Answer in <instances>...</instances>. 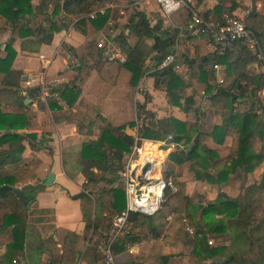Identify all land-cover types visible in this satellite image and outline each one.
<instances>
[{
	"label": "trees",
	"instance_id": "obj_1",
	"mask_svg": "<svg viewBox=\"0 0 264 264\" xmlns=\"http://www.w3.org/2000/svg\"><path fill=\"white\" fill-rule=\"evenodd\" d=\"M33 1L0 0V31L10 32L4 49L0 45V188L15 189L25 175L20 165L26 145L31 150L46 149L53 154L46 145L47 140L39 139L34 133H25L36 124V115L28 109L26 99L37 96L39 88H23L21 73L12 69L17 57L14 48L17 40H21L22 51L34 52L43 45H51L54 35L68 30L74 21L75 30L82 34H86L89 26L96 31L111 32L117 27L109 26L114 18L113 10L106 8L116 0H40L36 6ZM194 1L195 7L200 8L207 0ZM217 1L218 5L205 12L202 18L208 21L212 17L214 24L221 27L226 18L236 17L234 12L248 7L251 0ZM101 8H106L104 14L98 13L93 20L89 18ZM186 17L187 22L192 19L191 8L186 11ZM243 21L264 50V15L257 11L255 4ZM124 27L129 34L121 32L117 42L125 62L103 67L100 79L103 88H98V81L93 87L99 90L103 101L104 94L108 96L107 93L116 91L123 103L121 123L111 116L104 118L102 108L80 112L74 119L79 133L91 137L83 143L80 153L72 157L75 172H65L71 178L81 173L85 179L81 193L71 198L81 202L86 236L80 246V238L70 236L72 249H65L66 252L59 256L52 251L50 264H76L77 255L83 253V247L89 242L90 232L93 238L89 247L93 249L95 261H104L103 249L113 237V221L126 207L122 175L125 160L137 139L166 144L170 153L163 164V175L171 181V187L165 191L156 215L135 213L130 216L123 233L114 240L115 256L126 252L129 246L151 239L161 242V264H168L176 256L173 252L176 246L185 249L196 264H217L215 260H228L226 264H264V181L246 188L244 202L220 193L215 201L203 203L185 194L186 184L179 180L180 169L187 166L195 181L223 187L239 172L252 175L264 163V98L259 96L264 92L262 62L242 43H235L224 51L215 48L213 54L205 57H191L183 49L177 53L176 46L184 47V40L193 37L183 34L184 31L165 28L161 19L150 21L141 11L136 10ZM202 35L213 45L211 34ZM130 36L137 38L135 45L129 43ZM63 51L79 58L72 47L64 45ZM176 53L174 63L161 68L166 57ZM86 55L93 60L92 64L87 58H80L73 67L78 72L77 78L58 90L59 100L69 109L80 102L86 81L102 59L101 50L93 42L87 44ZM182 63L193 72L196 88L189 86L176 71ZM215 65L225 70L223 85L214 82ZM147 74L154 80L155 90L165 93L171 107L193 114L194 120L182 121L173 116L158 118L147 109L148 95L144 103L134 104V90ZM202 91L209 96L211 108L220 116V125L207 128L202 123L201 108L196 101ZM4 104L12 105L14 110L5 112ZM82 105L89 109L86 103ZM242 106L249 109L243 112ZM50 108L61 109L57 103H51ZM128 130H136V136L128 134ZM228 138L232 142L224 151L222 147ZM34 193H25L27 203L19 200L11 190L0 193V250H4L0 264H13L14 260L25 256L30 213L27 205L36 199ZM185 224L194 230L191 243L185 233ZM31 232L34 246L44 248L53 244V237L43 240ZM96 237L99 240L93 242ZM210 238L223 241L210 245Z\"/></svg>",
	"mask_w": 264,
	"mask_h": 264
},
{
	"label": "crops",
	"instance_id": "obj_2",
	"mask_svg": "<svg viewBox=\"0 0 264 264\" xmlns=\"http://www.w3.org/2000/svg\"><path fill=\"white\" fill-rule=\"evenodd\" d=\"M130 1L134 2L133 6H139L137 7V11L145 13L150 21H157L158 19H161L165 28L184 31L183 34L190 35V37L192 36V39H189L188 37V41L184 40V45L185 43H191L194 45L195 51L192 54L191 52L188 53L191 57H205L215 52V47L210 41L206 40L208 37L202 34H196L195 32L187 29V26L191 21L190 19L187 22L186 11H188V8L180 10L179 13H176L167 21L161 14L157 0ZM119 2L122 1L119 0ZM217 5V0H207L200 6V8H196L195 1L193 0L189 8H191L193 14L196 13L202 17L205 12L212 11ZM118 7L121 6L119 5ZM239 10L240 9L234 12L235 16L238 15ZM135 12L136 11H134V13ZM128 13L124 10H120L121 16H127ZM132 15H130V17ZM208 21L213 22V18L211 17ZM118 22L121 26L116 25V30L112 32L111 30L96 31L93 27L89 26L86 30V34H82L81 32L75 30L74 25L76 21L73 23L71 22L68 30H63L54 35L53 43L51 45H43L34 52L28 50L22 51L21 40L19 39L15 43L14 48L17 51V57L12 69L21 73L23 88H39V94L37 96H34L32 99H26L28 109L36 115V124L33 129L27 130L25 133H34L39 139L47 140V147H50L53 151V154L50 155L46 149L34 151L26 145V151L23 155V164L20 165V168H22L23 172H25V175L21 176L18 184L19 186L17 185L16 188L20 189L27 185L42 184V187L34 193L36 199L29 202L31 204L28 203L27 205L30 212L28 215V244L25 249L24 258L17 259L23 262V264H50L52 260V251L58 256L64 254L66 252L65 249H72L69 243L72 236L80 238V240H78L79 246L82 239L86 236V224L83 221L81 202L80 200H73L71 198V196L74 197L81 193L85 179L81 173L77 174L74 178H71L65 172H75L76 167L72 162V157L78 155L82 149L83 143L91 139V137L81 135L79 133L74 123L76 115L80 112H86L88 110L98 111V108H102L101 115L104 118L111 116L117 123H121L122 117L120 115L123 110V103L117 97L116 91H114L113 94L107 93L108 96H105L104 94L105 100L103 101L101 100L99 90H95V88H93L97 85V81L98 88H103V84L100 82L103 67H114L124 63L118 59L113 62H109L105 51L98 48L99 43H107L110 41L121 50V47L117 42V36L123 31L126 35L129 34L124 27L128 20L126 22L123 17L118 19ZM112 23L113 22L110 21V27L112 26ZM9 38L10 32L0 31V45L2 46V49H4V44L9 40ZM128 41L131 45H135L137 38L135 36H130ZM92 42L97 45V49L101 50L102 59L98 65V69L93 70L90 77L86 81L83 87L80 102H78L72 109H69L68 106L59 100L60 94L58 90L62 86L77 78L78 72L75 71L73 67L78 64L80 58H87L90 64H92L91 61L93 60L90 59V57L88 58L86 55L87 44ZM64 45L75 49L79 58H75L74 56L65 53L63 51ZM182 47L183 46L180 48L179 45H177L175 51L178 53L179 50L183 49ZM1 55L4 56V52H1ZM67 57H70V59H67ZM119 57L125 59L122 50ZM147 66H150V62L147 63ZM176 71L186 79L189 86H193L195 88L197 87L193 72L185 64H180L176 68ZM260 72L264 73L263 64H261ZM214 82L215 84H219L216 77ZM50 84L51 88L45 89L44 86ZM55 94H58L59 98L54 97ZM201 94H204L202 98L205 105H211L209 96L204 91H202ZM146 95L150 98L147 104L148 110H151L150 108H152L153 97L156 95H162L166 105L165 111L167 113L165 112V115L160 116L159 118L173 116L182 121L194 120V118H192V114H185L179 108L171 107L167 102L165 93L155 90L154 80L150 78L148 74L134 90L133 103H144L146 101ZM51 103H57L61 109H51ZM82 103H86V106H88L89 109L84 108ZM3 110L5 112H12L14 108L10 104H4ZM177 112L182 113L185 118H181V116L176 115L178 114ZM214 115L216 117V121L213 126L220 125V116H218L215 111ZM188 116H190V120L187 119ZM201 121L205 124V120L203 121L201 118ZM127 133L132 136H136V130H128ZM231 142V139L228 138L222 149L225 150L227 147H230ZM263 164L264 163H262V165ZM50 173L55 176V180L51 185L46 186L44 183ZM188 229L192 230L190 228ZM31 231H34V233L41 236L43 240L53 237V246L51 245V247L46 245L47 247L44 248H39L37 245L34 246L31 243L34 240V237L31 236L33 233ZM185 233L190 241L194 239V235L191 233H189V235L187 229H185ZM92 238L93 235L90 232L87 237L89 242H87L85 247H83V253L81 255H77L76 264H105L106 250L108 249L109 244L103 249L105 256L104 261L96 262L93 249L89 247L90 240H92ZM98 240V237H96L93 242ZM148 243L149 245H147ZM160 244L161 242L159 243L158 241L147 239L140 244L129 246L126 252L117 256H115V253L113 252L112 244L111 251L114 257V264H145V261L150 264H161L159 261V255L161 254ZM168 250L164 251L168 252ZM173 252L176 256L171 258L168 264H182L180 263L183 261L181 258L185 257V254L187 256V251L181 246H176L173 249ZM3 253L4 250L1 249L0 255ZM142 253H146V256L144 257L145 259L140 261L137 260V258H143ZM186 258H188L189 261L192 259L190 256H187Z\"/></svg>",
	"mask_w": 264,
	"mask_h": 264
},
{
	"label": "built area",
	"instance_id": "obj_3",
	"mask_svg": "<svg viewBox=\"0 0 264 264\" xmlns=\"http://www.w3.org/2000/svg\"><path fill=\"white\" fill-rule=\"evenodd\" d=\"M192 2L193 0H157L161 14L167 21L180 10L189 8ZM104 12L105 9L97 10L90 14L89 18L93 20L98 13L104 14ZM187 29L196 34H211L213 46L220 51L226 50L235 43H242L264 65V50L259 47V41L253 32L247 29L243 19L237 17L226 18L224 24L218 27L214 22L205 21L195 13ZM98 48L105 51L109 62L116 59L125 62L124 58L119 57L121 50L112 42L99 43ZM176 57L177 53L167 56L161 68L170 66L174 63ZM67 59H70V57H67ZM214 72L218 83L224 84L225 70L223 67L215 65ZM44 87L45 89L51 88V84ZM261 94L264 96V92ZM54 97L59 98V95L55 94ZM168 154L169 149H167L165 143L148 140L139 141L137 139L132 152L127 156L122 175L125 184L126 207L113 221V237L109 241L106 250L105 264H114L111 245L123 233L132 214L139 213L145 216H154L160 211L165 191L168 187H171V181L166 180L163 175V164ZM146 166L148 168L144 171ZM188 231L193 234L192 230ZM209 244L212 245V242H209ZM13 264H23V262L16 259Z\"/></svg>",
	"mask_w": 264,
	"mask_h": 264
},
{
	"label": "rangeland",
	"instance_id": "obj_4",
	"mask_svg": "<svg viewBox=\"0 0 264 264\" xmlns=\"http://www.w3.org/2000/svg\"><path fill=\"white\" fill-rule=\"evenodd\" d=\"M121 1L122 2H119V0H116L115 4L107 6L110 9L113 10V12H112L113 14L112 15H113L114 18H112V22L113 23H112L111 28L114 27L115 25H120L121 26V24L118 22V19H120V18L124 17L126 22H127L128 18H130V15H132L134 13V11L137 10V7H139V6H133L134 2H132L130 0H121ZM39 2H40V0H34L33 4L36 6V5H38ZM254 4L256 6L257 11L260 14L264 15V0H251L248 3V7L240 8L239 13H238V15L236 17L240 18V19H245L246 17H248L249 13L254 8ZM119 5L121 7H118ZM120 10H124L126 13H128V11H129V13H128L129 16H128V14H127V16L126 15L121 16ZM206 40L210 41L209 38H206ZM182 48H183L184 52L185 51L188 52V53L191 52V54L195 51L194 45L191 44V43H185V46L182 47ZM202 96H204V94L200 93L197 96V99H196L197 104L200 105V107L202 108V110H201V114H202L201 118H202L203 121L205 120L206 127L212 128L214 122L216 121V117L214 115V109L209 108V107H211L210 105L209 106L205 105ZM259 96L261 98H264V96L262 94H259ZM152 104H153L152 108H150V109L152 110V112L158 118L160 116H164L165 115V112H166L165 111V109H166L165 106L166 105L164 103L162 95L154 96L153 99H152ZM248 109H249L248 106H242L240 108V110L243 111V112L247 111ZM176 115L181 116V118H185V116L182 113H178ZM193 116L194 115L192 114V118H195ZM187 119L190 120V116H188ZM209 145H211V144H209ZM179 180L186 184V186H185V194H187L190 197H192L195 202L203 201V203H208V202L215 201L220 193H225L232 199H236L239 202H244V192H245L246 188L251 186V185H253L255 182L264 181V164L263 165L261 164L260 167L252 175H245V174L239 172L238 174H236L233 177L232 181H230L229 184H227V185H225L223 187L210 186L208 184H203V183L195 181L193 176H192V174L189 173V171L187 169V166H183L180 169ZM174 191H175V189H174ZM184 223H186V221H184ZM185 229H187V232L189 234L190 231H188L189 229H188L187 225H186ZM192 235H194V230H193V234ZM191 241L189 243H191ZM220 241H223V240H219V239H216V238H210V242H212V244H214V245L217 244ZM147 245H149V243ZM144 251H146V250H144ZM145 256H146V253H142V257L143 258H137V260H139V261L140 260H144ZM187 256L185 254V257L181 258V259H183V261L180 262V263H182V264H196L194 259H191V261H189V259L186 258ZM145 264H150V263H147L145 261Z\"/></svg>",
	"mask_w": 264,
	"mask_h": 264
},
{
	"label": "water",
	"instance_id": "obj_5",
	"mask_svg": "<svg viewBox=\"0 0 264 264\" xmlns=\"http://www.w3.org/2000/svg\"><path fill=\"white\" fill-rule=\"evenodd\" d=\"M239 102H241V101L239 100ZM191 148H192V146H189V149H191ZM147 168H148V166L145 167L144 171ZM54 180H55V176L50 173L48 175V177H47V179H46V181H45L44 184L46 186H49V185H51L54 182ZM41 187H42V184H38V185H27V186H24L23 188H20V189H18V188L13 189V188H10V187L5 186V187L0 188V193H3L5 191H10L11 190V191H13V193L16 195V197L19 200H21L23 203H27V198L25 196V193L27 191H37ZM29 204H31V203H29ZM215 263H217V264H226V263H228V260H222V261L215 260Z\"/></svg>",
	"mask_w": 264,
	"mask_h": 264
}]
</instances>
